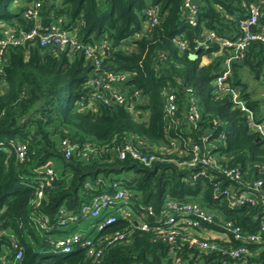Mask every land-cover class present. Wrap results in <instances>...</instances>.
<instances>
[{"label": "trees", "instance_id": "trees-1", "mask_svg": "<svg viewBox=\"0 0 264 264\" xmlns=\"http://www.w3.org/2000/svg\"><path fill=\"white\" fill-rule=\"evenodd\" d=\"M38 2L42 27L63 17V28L74 32L80 43L107 45L101 66L126 75L114 87L127 103L89 102L93 69L83 54L68 56L37 42L7 49L0 71V264H95L83 247L74 245L70 253L56 254L48 242L74 233L81 240L89 236V226L97 220L84 217L59 228L57 223L64 214L81 216L83 205L113 193L114 182L130 191L127 204L148 229L116 217L95 241L117 231L126 236L106 247L97 264L264 263V199L258 195L253 206L232 212L221 195L228 186L237 191L257 181L264 189V141L247 128L245 115L230 97L236 92L264 121L261 101L253 98L243 80L245 75L264 73V42H250L241 61L232 59L224 88L212 85L226 70L230 54L222 41L239 37V22L249 6L260 10L254 31L264 30V0H192L194 26L185 20L184 0H0V26H32L24 15ZM149 10L156 12L157 21L144 30ZM1 31L0 27V37ZM210 33L216 40L205 39ZM174 37L185 42L183 51ZM203 41L204 48L193 58ZM169 95L177 105L173 121L164 114ZM191 100L200 113L195 127L184 117ZM11 141L26 145L24 160L14 151L1 150ZM63 142L74 147L68 157ZM191 144L215 155L220 169H240L241 183H232L213 167L192 180L199 167L179 165L192 158ZM126 145L156 160L144 165L129 154L120 159L119 151ZM49 162L53 179L46 182L44 167ZM40 183L43 197L36 204ZM167 201L195 202L215 213L217 222L232 221L245 234H260L261 241L245 245L249 254L239 260L203 252L181 237L162 241L154 228ZM120 206L114 201L109 213ZM40 216L47 219L44 230L38 229ZM82 223L86 226L80 232ZM206 228L220 232L216 225ZM209 240L229 248L242 245L232 238ZM18 251L22 258L15 261Z\"/></svg>", "mask_w": 264, "mask_h": 264}, {"label": "built area", "instance_id": "built-area-1", "mask_svg": "<svg viewBox=\"0 0 264 264\" xmlns=\"http://www.w3.org/2000/svg\"><path fill=\"white\" fill-rule=\"evenodd\" d=\"M184 7L186 11L184 16L186 22L190 26H194L196 8L192 4V0H184ZM40 8V3H35L29 7L24 15L25 19L34 22L33 25L28 28L5 25L0 26L2 28V35L0 37V71L5 64L7 49L9 47L24 46L27 42H37L40 47L54 48L57 52H63L68 56L83 54L85 59L91 63L93 69L90 86L94 93L89 102L92 103L94 100H100L107 104L109 101L115 102L119 105L126 104L127 100L124 95L114 87L116 84L123 81L126 75L101 66L104 58V49L107 45L103 43L100 47L95 48L80 43L74 32L63 28V17L53 20L48 27H42L40 23ZM146 15L149 16V19L144 24V30H147V27L156 24L157 21L156 12L154 10H149ZM259 19L260 10L258 6H249L247 8L246 16L239 22V37L232 42L227 40L222 41V47L228 48L230 54L224 63L226 70L212 83L214 88L221 90L225 87L224 82L230 75L229 66L232 59L241 61L243 59V52L250 42H264V30L257 32L254 31V28L259 25ZM205 39L216 40V37L210 33ZM173 42L179 46L180 50L183 51L185 49L186 44L184 41H181L180 37H174ZM204 43L205 41L199 43V46H204ZM230 97L234 107L245 115L247 128L256 134L259 139L264 141V121H259L258 118L253 115V113L245 106L244 102L239 100L236 92H231ZM80 107H83V105L80 104ZM176 109L177 105L174 96L169 95L164 105V114L169 121H173L172 116ZM184 117L185 123L189 126L195 127L199 122L200 113L194 101H190ZM177 139H179V137H176V139L171 142L172 146L175 145ZM62 144L65 147V151H67L66 157H68L74 147L68 146L65 142ZM1 150H4L7 153L14 151L20 161L24 160L26 155V145L13 143L12 141L8 145L3 146V149ZM191 152L192 158L187 162L179 163V165L199 167L200 170L198 174L195 175L192 180H195L198 175L205 176L207 167L220 169V166L217 165L215 155L211 154L210 151L205 148L202 150L198 145L191 144ZM87 153V151L84 152L83 157L86 158ZM126 154H129L132 158L138 160L144 165H150L156 160V157L153 155H141L130 145L123 146L119 151L118 157L123 159ZM50 165L51 163L49 162V165L46 164L44 167L46 170V177H44V180L46 182L52 181L53 179L51 169L49 168ZM220 173L232 183L240 184L242 181L241 172L238 168H221ZM261 186V181L254 182L252 185L243 189H238L237 191H235L233 187L228 186L221 191V195L226 197L228 201V210L233 212L243 207L253 206L257 201L258 195L264 199V189L262 192ZM43 187L44 183H40L35 194L36 204H38L43 197ZM112 190L113 193L99 195L98 197L93 198L89 204L83 205L81 208V216L64 214L61 217V220L57 223V228L63 227L67 223L79 221L80 218L89 217L93 220H97L91 225V227L96 235H98L103 232L106 227L113 225L116 221V217H119L134 222V224L142 230H147V224L143 221L140 222L142 216L133 215L127 204L131 195L130 191L122 188L119 182L112 183ZM114 201L120 203L121 206L116 211H113V213H109V206ZM60 211L62 212L63 210L61 209ZM148 212H151L150 207L148 208ZM161 215V218L157 221V225L154 228L155 234L158 238L165 242H174L177 237H181L182 241L194 245L203 252L217 251L222 255L239 260L249 254L245 245L256 244L261 241L260 234H245L232 221L225 220L222 223L217 222L219 220L215 213L205 210L195 202L179 204L167 201L161 211ZM40 217L41 218L39 219L36 218L39 224L38 229L44 230L46 228L47 219L44 216ZM210 225H216L220 230L219 233L225 236V238H232L234 241L239 242L242 245L236 248H229L210 241L203 236V233L208 232V228L206 227H209ZM125 236V233L117 231L96 242L94 237L85 236L81 240L80 234L74 233L69 237L49 239L48 244L53 248V252L56 254H68L72 251L74 245L83 247L86 249L87 257L91 258L93 263L97 264L103 257L105 248L123 241ZM21 258L22 253L21 251H18L15 255V261H19ZM1 264L15 263L3 261ZM240 264H245V262Z\"/></svg>", "mask_w": 264, "mask_h": 264}, {"label": "rangeland", "instance_id": "rangeland-1", "mask_svg": "<svg viewBox=\"0 0 264 264\" xmlns=\"http://www.w3.org/2000/svg\"><path fill=\"white\" fill-rule=\"evenodd\" d=\"M247 74V73H246ZM244 82L247 83L249 92L253 95L254 99L260 100V111L264 113V73L260 74H250L243 76ZM86 226V223H82L79 225V231L81 232L84 227ZM90 227V228H89ZM88 228L90 229L89 236L94 237L96 236L95 231L91 227V225Z\"/></svg>", "mask_w": 264, "mask_h": 264}, {"label": "crops", "instance_id": "crops-1", "mask_svg": "<svg viewBox=\"0 0 264 264\" xmlns=\"http://www.w3.org/2000/svg\"><path fill=\"white\" fill-rule=\"evenodd\" d=\"M203 236L208 239L210 238V239L221 240V241L226 240L225 236H223L221 233H217L216 231H213V230L211 231L209 229H208V232L203 233Z\"/></svg>", "mask_w": 264, "mask_h": 264}, {"label": "water", "instance_id": "water-1", "mask_svg": "<svg viewBox=\"0 0 264 264\" xmlns=\"http://www.w3.org/2000/svg\"><path fill=\"white\" fill-rule=\"evenodd\" d=\"M203 48H204V46H199L195 55H192V57L194 58L196 56V54L199 53V51H201ZM257 140H259V138Z\"/></svg>", "mask_w": 264, "mask_h": 264}, {"label": "bare ground", "instance_id": "bare-ground-1", "mask_svg": "<svg viewBox=\"0 0 264 264\" xmlns=\"http://www.w3.org/2000/svg\"><path fill=\"white\" fill-rule=\"evenodd\" d=\"M144 192V191H143Z\"/></svg>", "mask_w": 264, "mask_h": 264}]
</instances>
